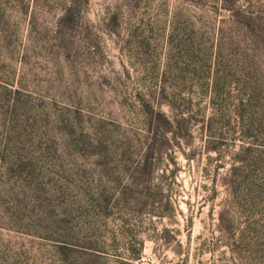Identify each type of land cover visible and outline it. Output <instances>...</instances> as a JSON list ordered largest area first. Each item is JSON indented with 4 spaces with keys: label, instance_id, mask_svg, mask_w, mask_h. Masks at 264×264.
Instances as JSON below:
<instances>
[{
    "label": "rangeland",
    "instance_id": "1",
    "mask_svg": "<svg viewBox=\"0 0 264 264\" xmlns=\"http://www.w3.org/2000/svg\"><path fill=\"white\" fill-rule=\"evenodd\" d=\"M231 3L0 0V264H264V0ZM210 59L245 173L225 122L166 130Z\"/></svg>",
    "mask_w": 264,
    "mask_h": 264
},
{
    "label": "trees",
    "instance_id": "2",
    "mask_svg": "<svg viewBox=\"0 0 264 264\" xmlns=\"http://www.w3.org/2000/svg\"><path fill=\"white\" fill-rule=\"evenodd\" d=\"M222 2H223V9L225 11L233 13L232 17L239 15V12L235 8H233L231 0H222ZM217 65H218V60L217 62L212 64V61L210 59V63L208 64L207 70L205 72L206 80L210 78L215 80L212 88L211 87L209 88V84L206 83L205 86L199 89L204 95L206 96L209 95L210 97V104L208 106L209 109L210 108L212 109V113L210 114L208 113L206 114V108L203 107L201 109V107L199 106L200 104L194 105L192 100H190L188 105L184 99L178 101L177 94L173 93V91H171L172 93H170L166 87V84L163 85L161 93L165 95L166 99L171 98V101H168L167 105L171 107L172 114L174 115L173 116L174 121L165 119V122L167 124L166 126H168L166 130L167 131L173 130L177 138H185L191 136L193 127L201 125L202 131L205 134V136L208 137L209 140L211 139L210 141H212V139L216 138V136L218 135L217 132L221 131V128H219L220 123L225 122L227 126L229 125L231 127L230 134L234 135L237 132L244 134V136L239 137L243 140L244 146H242L241 150L233 156L234 161L239 165H234L231 169V172L234 174H236V172L238 171L245 173L244 171L246 168H248V166L252 167L256 165V164H252L256 161L254 159L255 150L252 147L254 146V143H249V146H246L247 140H249L247 138H250L249 137L250 134L248 133L249 131H244V127H243L245 126L244 123L246 121V116L249 110H251L252 105L249 99H242V98L237 99L233 103L234 108L229 111L230 113L228 115H226L225 113L226 107L222 103L223 94L225 93L223 90H218L217 81H218L219 72ZM213 72H214V76H213ZM177 102L180 103V105L176 107V105L174 104H176ZM194 108H196L195 112L193 111ZM218 136L221 137L222 134L219 133ZM207 143H208L207 149H209L208 151L212 150L214 152H218L220 155L221 148L224 145L222 142L207 141ZM244 165H246V167ZM232 185L234 186L235 183H232ZM251 193L254 194L253 191H251ZM141 251L142 250H140V254ZM140 254L138 255V257H134V260L136 261L141 260Z\"/></svg>",
    "mask_w": 264,
    "mask_h": 264
}]
</instances>
